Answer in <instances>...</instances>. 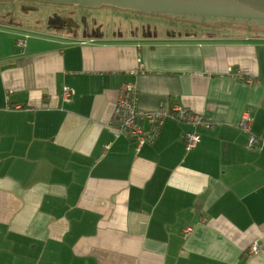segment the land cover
<instances>
[{"label": "crops", "instance_id": "0c3cea01", "mask_svg": "<svg viewBox=\"0 0 264 264\" xmlns=\"http://www.w3.org/2000/svg\"><path fill=\"white\" fill-rule=\"evenodd\" d=\"M16 10L0 8V264H264V143L247 144L264 137V32L125 14L67 33ZM124 82L213 128L186 151L193 127L166 118L137 151L108 125Z\"/></svg>", "mask_w": 264, "mask_h": 264}, {"label": "built area", "instance_id": "2783aa9c", "mask_svg": "<svg viewBox=\"0 0 264 264\" xmlns=\"http://www.w3.org/2000/svg\"><path fill=\"white\" fill-rule=\"evenodd\" d=\"M24 43L25 39H16V45L22 47ZM233 75L239 79L251 81V79L243 77L239 72H234ZM72 95L73 90L71 88H63L61 93L63 101H69ZM15 107L18 108L21 105L16 104ZM166 118H172L193 127L192 130L185 131L183 134V144L186 151L194 148L199 141L200 134L197 128L211 129L214 126V123L205 119L200 113L193 112L178 104L153 110L141 108L138 105V91L131 82L121 84L108 125L113 129L115 135H121L133 141L135 149L138 151L143 145L155 142ZM144 124H147V128L144 127ZM250 124L251 117L247 113L243 114L238 126L244 131H249ZM262 143H264V137L249 135L247 142L249 147H256ZM190 231L191 227L183 229V236H186ZM257 249L258 242L253 241L249 246V250L254 253Z\"/></svg>", "mask_w": 264, "mask_h": 264}, {"label": "water", "instance_id": "95a60500", "mask_svg": "<svg viewBox=\"0 0 264 264\" xmlns=\"http://www.w3.org/2000/svg\"><path fill=\"white\" fill-rule=\"evenodd\" d=\"M95 7L110 5L199 22L264 28V0H41ZM255 21L256 23H249ZM258 23V24H257Z\"/></svg>", "mask_w": 264, "mask_h": 264}, {"label": "rangeland", "instance_id": "374dc122", "mask_svg": "<svg viewBox=\"0 0 264 264\" xmlns=\"http://www.w3.org/2000/svg\"><path fill=\"white\" fill-rule=\"evenodd\" d=\"M23 8L24 10L19 12L18 8ZM0 8H9L16 10L15 16H22V19L27 23H31L35 21L37 18L41 20H45L48 22L54 15H58L59 17H63L65 19H71L72 22L76 20L83 19L84 22L87 21L88 29L95 28L94 26H98L97 23L113 22L117 20L119 15L125 16L133 15L140 16L152 20H167V22H171L173 24L179 25L180 27H194L203 31L204 29H209L212 32H218L227 29H240L245 30V28H249L250 30H254L257 32H264V28H254V27H244V26H233V25H224V24H216V23H207V22H199L194 20L182 19L177 17H171L166 15H160L155 13H147V12H138L124 8H118L110 5H100L95 7L82 6V5H74L68 3H57V2H47L41 0H0ZM60 18H57L55 22L60 21ZM126 21V20H124ZM62 23V20L60 21ZM53 24V23H52ZM75 23H71V27L74 26ZM65 26V25H61ZM66 27V26H65ZM61 28V27H58ZM56 32L57 29H55ZM60 31V30H59ZM69 29H66L68 32Z\"/></svg>", "mask_w": 264, "mask_h": 264}, {"label": "flooded vegetation", "instance_id": "af4514ba", "mask_svg": "<svg viewBox=\"0 0 264 264\" xmlns=\"http://www.w3.org/2000/svg\"><path fill=\"white\" fill-rule=\"evenodd\" d=\"M59 18L62 20V23H60L61 20L58 21V22H55V20L57 18H54V19L51 20V23L49 25H51L53 27V29H57L58 32H59V30L60 31H66V29H69V31L67 33H70L71 30H72V27H73V26L72 27L70 26L71 25V21L69 19H65V18H62V17H59ZM246 22H249V21H246ZM249 23H256V22L253 21V22H249ZM61 25H65L66 27L65 26H61ZM58 27H61V28H58Z\"/></svg>", "mask_w": 264, "mask_h": 264}]
</instances>
